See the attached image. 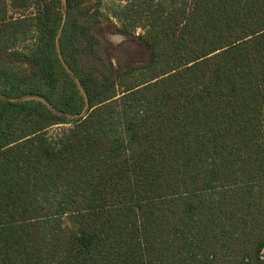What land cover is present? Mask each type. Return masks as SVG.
I'll list each match as a JSON object with an SVG mask.
<instances>
[{"label": "trees", "instance_id": "1", "mask_svg": "<svg viewBox=\"0 0 264 264\" xmlns=\"http://www.w3.org/2000/svg\"><path fill=\"white\" fill-rule=\"evenodd\" d=\"M104 1L0 0V264H264V0Z\"/></svg>", "mask_w": 264, "mask_h": 264}, {"label": "rangeland", "instance_id": "2", "mask_svg": "<svg viewBox=\"0 0 264 264\" xmlns=\"http://www.w3.org/2000/svg\"><path fill=\"white\" fill-rule=\"evenodd\" d=\"M125 3L122 0H105L102 3L101 6V10L103 12V14L110 18L111 21L116 24V26H120V23L118 22L117 18L115 17L116 12H118V8L122 5H124ZM24 11H20V10H14L12 9V15L14 16H20L23 14ZM115 30L109 23H107L106 21H103L102 27L99 28V30L97 31L98 36L101 40H105L108 39L111 40L114 43H119L122 41V37L119 36L118 34H115ZM135 34L137 36H143L145 35V30L142 29V27L138 28L135 31ZM34 44V39L30 38V41L26 44V47H31ZM24 48V46H20V49ZM68 127L65 126H56L52 129H50L47 133L49 138H58L59 136H62L65 132V130H67Z\"/></svg>", "mask_w": 264, "mask_h": 264}]
</instances>
